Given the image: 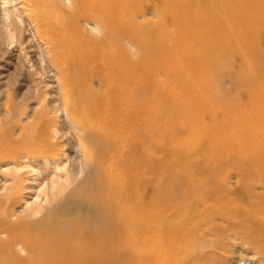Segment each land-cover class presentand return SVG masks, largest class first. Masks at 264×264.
<instances>
[{
    "label": "bare ground",
    "instance_id": "bare-ground-1",
    "mask_svg": "<svg viewBox=\"0 0 264 264\" xmlns=\"http://www.w3.org/2000/svg\"><path fill=\"white\" fill-rule=\"evenodd\" d=\"M11 2L0 264H264V0Z\"/></svg>",
    "mask_w": 264,
    "mask_h": 264
},
{
    "label": "rangeland",
    "instance_id": "rangeland-1",
    "mask_svg": "<svg viewBox=\"0 0 264 264\" xmlns=\"http://www.w3.org/2000/svg\"><path fill=\"white\" fill-rule=\"evenodd\" d=\"M11 1L12 0H0V15H4L6 13L12 14L14 4ZM10 35L13 36L10 37ZM14 37L15 36L13 31H9L7 33L6 29L0 25V60L2 57L6 62L8 60L7 58L11 59L9 66H5L6 62L4 63L0 61V132L4 130H13V132L17 134L19 124L26 123L24 122L26 120L25 118L32 115V110L36 111V113L41 111L42 104L46 105V100L48 101L49 99V94L45 96L43 95L44 93L48 92V90L44 86L47 81V78L45 76H41L39 74L36 75L34 73L30 76H25L26 72H24V69L21 71V66L14 62V57L12 56L20 53L22 57L25 58L24 54L26 52L25 42L21 40V44L17 46L15 45ZM11 38H13L14 40L13 43H10ZM236 60L232 56H229L230 65H232L233 61H235L234 67H237ZM26 64H28L27 61ZM244 67L249 69L251 68L250 65ZM28 83H33V85H35L38 90H41L38 91L37 89H35L37 92V99H35L34 97H30V91L26 89ZM222 85L223 88H227L223 83ZM44 97L46 98V100H43ZM27 105V108H29L28 110L26 108ZM29 110L31 111L28 112ZM49 116L51 118L52 114H50ZM29 120H32V118ZM1 166L3 169L4 167H10L11 164L6 166L4 164H1ZM36 182V184L32 185V191L24 194V198L28 201L34 198L37 193V189L41 185L40 180H36Z\"/></svg>",
    "mask_w": 264,
    "mask_h": 264
}]
</instances>
